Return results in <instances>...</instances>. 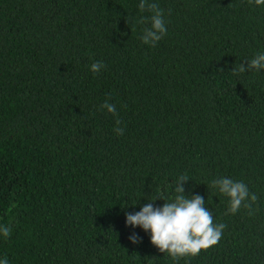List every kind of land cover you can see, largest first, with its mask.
I'll return each instance as SVG.
<instances>
[{
  "label": "trees",
  "instance_id": "1",
  "mask_svg": "<svg viewBox=\"0 0 264 264\" xmlns=\"http://www.w3.org/2000/svg\"><path fill=\"white\" fill-rule=\"evenodd\" d=\"M150 2L167 28L154 46L141 39L152 16L141 0H0L8 264H264V69L232 73L264 53V5ZM181 176L225 228L173 259L126 214L173 202ZM222 178L257 196L251 209L228 211L212 187Z\"/></svg>",
  "mask_w": 264,
  "mask_h": 264
},
{
  "label": "clouds",
  "instance_id": "2",
  "mask_svg": "<svg viewBox=\"0 0 264 264\" xmlns=\"http://www.w3.org/2000/svg\"><path fill=\"white\" fill-rule=\"evenodd\" d=\"M251 3L252 0H249ZM256 5H264V0H254ZM141 11L152 12L151 27L145 28L142 41L145 44L151 43L153 46L166 33L167 28L163 20L162 10L158 5L150 0H141L139 4ZM104 65L96 62L91 65V71L98 73ZM264 69V53L257 54L247 62V68L240 64L238 68H233L232 73H245L251 70ZM222 71V70H221ZM109 113L115 114L114 105L107 101L101 106ZM119 123V121H117ZM118 134L123 133V129H115ZM188 182L185 176L179 177L173 202H165L162 207H153L155 200L144 205L135 214H126V223L133 227H140L145 232L151 234V244L159 249L161 253H167L173 259L196 256L202 250H207L215 246L221 239L224 224L215 225L212 213L206 208L204 199L197 195L188 198L184 195L183 185ZM212 187L218 188L219 192L229 197L230 213L235 214L240 207L251 209V205L257 201L255 194H249L247 186L242 182H234L228 178L214 180ZM250 196V199H249ZM248 200L247 203L245 201ZM0 233L5 238L11 234V228L0 226ZM132 243H139V238L134 234L130 238ZM0 264H8L7 257L0 259Z\"/></svg>",
  "mask_w": 264,
  "mask_h": 264
}]
</instances>
